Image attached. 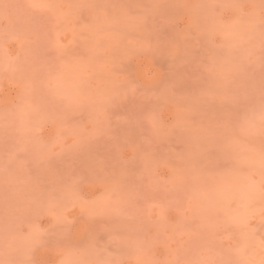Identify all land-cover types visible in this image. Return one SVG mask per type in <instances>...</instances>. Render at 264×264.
<instances>
[{
  "label": "rangeland",
  "instance_id": "1",
  "mask_svg": "<svg viewBox=\"0 0 264 264\" xmlns=\"http://www.w3.org/2000/svg\"><path fill=\"white\" fill-rule=\"evenodd\" d=\"M0 264H264V0H0Z\"/></svg>",
  "mask_w": 264,
  "mask_h": 264
}]
</instances>
